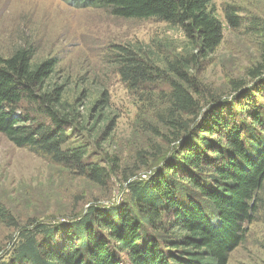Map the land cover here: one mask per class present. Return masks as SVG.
Masks as SVG:
<instances>
[{"label": "trees", "instance_id": "obj_1", "mask_svg": "<svg viewBox=\"0 0 264 264\" xmlns=\"http://www.w3.org/2000/svg\"><path fill=\"white\" fill-rule=\"evenodd\" d=\"M66 1L182 30L186 49L179 53L158 59L160 46L136 40L107 45L101 58L141 104L140 121L164 146L151 148L146 159L137 152L144 177L125 175L118 155L94 148L109 126L89 122L79 101L69 100L55 59L35 60L28 41L0 55V133L101 188L120 176L128 193L119 209L97 200L79 208L71 232L61 230L62 245L52 239L59 227L52 221L22 223L0 203V225L15 233L0 264H227L255 212L264 211V17L224 8L231 28L256 39L260 58L247 69V88L230 81L232 96L224 97L195 72L222 39L212 0ZM95 104L105 107V92Z\"/></svg>", "mask_w": 264, "mask_h": 264}, {"label": "rangeland", "instance_id": "obj_2", "mask_svg": "<svg viewBox=\"0 0 264 264\" xmlns=\"http://www.w3.org/2000/svg\"><path fill=\"white\" fill-rule=\"evenodd\" d=\"M212 3L222 25V39L195 72L215 94L231 97L230 81L251 83L247 69L260 58L256 39L242 28H231L224 8L234 6L237 14L244 17H264V0ZM136 40L160 46L157 58L186 49V39L179 27L152 18H119L102 9L74 7L66 0H0V55L8 56L17 45L28 41L35 48V60L55 59V76L60 81L67 79L69 100L79 101L82 113L90 117L89 122L97 118L102 130L109 126L103 138L97 140L100 146L94 148L118 155L125 175L144 177L145 168L137 152H145L146 159L154 151L151 148L161 149L164 144L160 137L148 133L138 117L141 104L126 90L114 68L101 60L107 45ZM260 79L253 81V86ZM102 92L106 93L107 104L99 110L94 103ZM110 182L101 188L28 148L15 146L0 133V203L22 223L28 218L52 221V227L59 226L52 230V239H58L59 245L66 237L61 230L71 232L70 220L79 208L93 200L113 201V206L120 208L128 200L125 181L118 176ZM246 229L244 240L230 252L227 264H264L262 209L255 212ZM96 233L99 238L106 236L99 229ZM14 235L0 225L1 252L8 249Z\"/></svg>", "mask_w": 264, "mask_h": 264}, {"label": "water", "instance_id": "obj_3", "mask_svg": "<svg viewBox=\"0 0 264 264\" xmlns=\"http://www.w3.org/2000/svg\"><path fill=\"white\" fill-rule=\"evenodd\" d=\"M248 85H246V88H247Z\"/></svg>", "mask_w": 264, "mask_h": 264}]
</instances>
